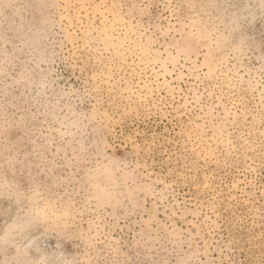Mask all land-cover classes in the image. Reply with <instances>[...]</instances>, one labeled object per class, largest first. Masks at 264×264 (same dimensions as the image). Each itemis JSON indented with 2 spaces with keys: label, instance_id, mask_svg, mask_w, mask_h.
<instances>
[{
  "label": "clouds",
  "instance_id": "1",
  "mask_svg": "<svg viewBox=\"0 0 264 264\" xmlns=\"http://www.w3.org/2000/svg\"><path fill=\"white\" fill-rule=\"evenodd\" d=\"M0 264H264V0H0Z\"/></svg>",
  "mask_w": 264,
  "mask_h": 264
}]
</instances>
